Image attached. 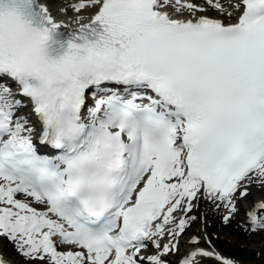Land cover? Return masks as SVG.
<instances>
[{
  "label": "snow or ice",
  "instance_id": "snow-or-ice-1",
  "mask_svg": "<svg viewBox=\"0 0 264 264\" xmlns=\"http://www.w3.org/2000/svg\"><path fill=\"white\" fill-rule=\"evenodd\" d=\"M56 2L0 0V237L33 264H143L149 243L168 264L198 193L235 213L264 186V0H78L75 30Z\"/></svg>",
  "mask_w": 264,
  "mask_h": 264
},
{
  "label": "rangeland",
  "instance_id": "rangeland-1",
  "mask_svg": "<svg viewBox=\"0 0 264 264\" xmlns=\"http://www.w3.org/2000/svg\"><path fill=\"white\" fill-rule=\"evenodd\" d=\"M69 1L71 0H62V1L57 0L55 4H60V3L63 4ZM204 7L208 8L207 5H204ZM207 13L213 16L220 15L214 9L211 8H208ZM198 205H199L197 209L198 213L194 217L197 219L199 223L197 226H194V228L191 231L188 232L189 239H193V240L194 238L196 240L198 239L199 241H202L206 245H209L210 240H212V242L217 244L218 247L224 246L226 248L237 244H241L246 247L250 246L258 250V252L260 253V261L257 263H251L247 261L242 263L261 264V259L264 258V229L252 231L253 225L247 224L245 223V221H241L239 219H236V221L231 222L229 219L233 218L234 216L227 215L229 209H225V208L223 209V207L220 208L214 203L210 205V210L213 211V209H216L220 211V215L219 216L208 215L206 217L205 206L209 205V203L201 198ZM226 216L229 217L227 222L225 221ZM232 230L240 231L239 235L236 236V232H232ZM5 241L8 242L5 238L0 237V246L5 245L6 244ZM191 245L194 246V244ZM188 249L189 247L183 244L182 247H178V251H174L166 255L165 257L168 261L170 260L169 262H175L177 264L180 261L183 253ZM223 252L225 254H228L227 251L226 252L223 251ZM7 257L13 260L15 264H33V262H28L26 258H24L17 250L13 251L10 250V248L7 249ZM204 264L206 263L204 262Z\"/></svg>",
  "mask_w": 264,
  "mask_h": 264
},
{
  "label": "bare ground",
  "instance_id": "bare-ground-1",
  "mask_svg": "<svg viewBox=\"0 0 264 264\" xmlns=\"http://www.w3.org/2000/svg\"><path fill=\"white\" fill-rule=\"evenodd\" d=\"M222 1H225V0H221V2ZM76 2H78V0H73L70 3H67V5H65V4H55V5H52V7H53V14L57 17L58 20H60L61 22H63L67 27L68 26H73L75 24H78L75 21H76V19L79 16H82L83 17V21L82 22L88 21L90 19L91 15H92L93 11H94V10H85L84 11V14H80V13L79 14H69V12H74L71 9L70 5L73 4V3H76ZM204 3H205V1L204 2H201L199 5L204 6ZM61 6H67L68 7V11L67 12H58V11H56V9L59 8V7H61ZM74 13H76V12H74ZM199 14L200 13H198V15ZM202 14L203 15L205 14V15H208V16H211V17H215V18L216 17L222 18L220 15L213 16V15H210L209 13H206V12L205 13H202ZM24 111H30V109H25ZM246 187L248 188V195L247 196H244V197H239V194H238L237 195V198L234 200V203L237 204V211L235 213V217L234 218H235V220L236 219H239L241 221H245L246 223L248 222V223L252 224L251 223V220H250V218L248 216V213L249 212H255L257 214V216H258V212L260 210H264V209H260L258 207V205L260 203H264V186H262L261 183L259 182V178L253 177V180L251 181V183L247 184ZM200 196H202L204 199H206V201H210L204 195H202L201 193H198L197 194V199L192 201L193 208H192V211L191 212H186V213L177 212V213H174L173 214L176 217V220L177 221L179 219H186V220H188V225L187 226H190L189 228L185 229V232L179 237V239H180L179 240V245L180 246H182L183 244L189 243V240H188V232L191 231L194 228V226H197L198 223H199L197 221V219H191V218L198 213L197 206H198V200H199V197ZM17 198L18 199H24V197L22 195L18 196ZM29 199H31V198H29ZM212 201L213 200H211L210 202H212ZM213 202L215 204L219 205V207L224 206L219 201H213ZM36 206L40 207V205H36ZM42 210H43V208H42ZM205 210H206V214H205L206 217L208 215L213 216V214L215 216H218L219 215V211H217V210H215V211L210 210V204L205 206ZM233 215H234V213H233ZM167 237L170 238V236H167ZM160 242H163L165 244V243H168L169 241L167 242V241H164V240L161 239ZM9 248H10V250H13V251L16 250L14 244L12 242L8 241V242H6L5 245L0 246V254L3 255L8 261H13L9 257H7V249H9ZM151 248L152 247L149 245L146 250H142V255L144 257H146L147 256L146 254L149 253V250ZM197 249H201V248L200 247H195V248H191V250H187L185 252V254L182 256L181 261L178 262V264H182V261L185 258V256L186 255H189L193 251H196ZM201 250L206 251V252H210V253H214L215 256H219V257H222L224 259L231 260L233 262V264H242L241 262L237 261L235 258H233V257H231L229 255L223 254L219 250L218 246H216L215 244H212L210 247L203 248ZM200 258L201 257H197V259H200ZM145 260H146V258H145ZM28 262H30V261H28Z\"/></svg>",
  "mask_w": 264,
  "mask_h": 264
},
{
  "label": "trees",
  "instance_id": "trees-1",
  "mask_svg": "<svg viewBox=\"0 0 264 264\" xmlns=\"http://www.w3.org/2000/svg\"><path fill=\"white\" fill-rule=\"evenodd\" d=\"M232 253L235 255H238L242 259H252V260H258V254L255 250L253 249H247L243 248L239 245L233 247ZM264 264V261H263Z\"/></svg>",
  "mask_w": 264,
  "mask_h": 264
}]
</instances>
